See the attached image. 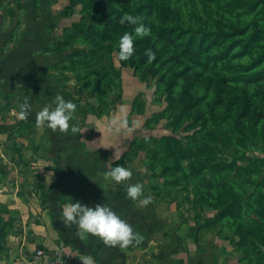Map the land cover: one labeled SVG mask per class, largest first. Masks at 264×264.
Here are the masks:
<instances>
[{
  "label": "rangeland",
  "instance_id": "rangeland-1",
  "mask_svg": "<svg viewBox=\"0 0 264 264\" xmlns=\"http://www.w3.org/2000/svg\"><path fill=\"white\" fill-rule=\"evenodd\" d=\"M20 2L63 27L66 137L122 140L147 248L264 264V0Z\"/></svg>",
  "mask_w": 264,
  "mask_h": 264
},
{
  "label": "crops",
  "instance_id": "crops-1",
  "mask_svg": "<svg viewBox=\"0 0 264 264\" xmlns=\"http://www.w3.org/2000/svg\"><path fill=\"white\" fill-rule=\"evenodd\" d=\"M23 14L0 0V264H34L38 248L72 264H190L196 252L148 249L153 227L132 221L130 174L113 178L122 140L66 137L63 27Z\"/></svg>",
  "mask_w": 264,
  "mask_h": 264
},
{
  "label": "built area",
  "instance_id": "built-area-1",
  "mask_svg": "<svg viewBox=\"0 0 264 264\" xmlns=\"http://www.w3.org/2000/svg\"><path fill=\"white\" fill-rule=\"evenodd\" d=\"M34 264H72L61 248H57L53 254L48 255L44 249L34 251Z\"/></svg>",
  "mask_w": 264,
  "mask_h": 264
},
{
  "label": "trees",
  "instance_id": "trees-1",
  "mask_svg": "<svg viewBox=\"0 0 264 264\" xmlns=\"http://www.w3.org/2000/svg\"><path fill=\"white\" fill-rule=\"evenodd\" d=\"M103 7L105 8L106 5L104 4ZM95 12H99L98 7L95 8ZM98 21L102 22V24H103V26H104V30H109V27H108L109 25H108V24H110V22H109L108 19L105 17V14L101 15L100 12H99V19H98Z\"/></svg>",
  "mask_w": 264,
  "mask_h": 264
}]
</instances>
